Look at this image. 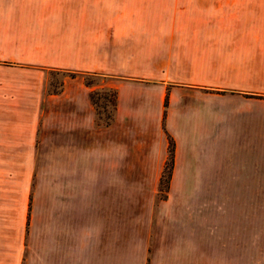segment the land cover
I'll return each mask as SVG.
<instances>
[{
    "label": "crops",
    "instance_id": "1",
    "mask_svg": "<svg viewBox=\"0 0 264 264\" xmlns=\"http://www.w3.org/2000/svg\"><path fill=\"white\" fill-rule=\"evenodd\" d=\"M0 264H264V0H0Z\"/></svg>",
    "mask_w": 264,
    "mask_h": 264
},
{
    "label": "trees",
    "instance_id": "2",
    "mask_svg": "<svg viewBox=\"0 0 264 264\" xmlns=\"http://www.w3.org/2000/svg\"><path fill=\"white\" fill-rule=\"evenodd\" d=\"M69 75L72 76V74H69ZM84 84L86 86H89V87L92 86L91 83L85 81V78H84ZM60 88H61V82L59 84V88L57 90H52L50 93H56V92L60 91ZM108 91L110 93L109 97L108 98L103 97L102 101L109 103V105L111 106V111L109 113H105L104 112L102 118L98 117L97 104H96V101L94 99V95L97 94V91L94 90V91H91L89 93L90 101H91L92 106L94 107V110H95L96 123L98 125L107 126L112 121L114 103H115V92L113 90H110V89H108ZM104 106H105V104H103V107ZM171 161H172V145L170 143L169 146H168V158H167V160H166V162L164 164V169H163V172H162V174L160 176L159 183H158V191L161 194V197H162V192H163V189H164V185L168 182V170L170 168Z\"/></svg>",
    "mask_w": 264,
    "mask_h": 264
},
{
    "label": "rangeland",
    "instance_id": "3",
    "mask_svg": "<svg viewBox=\"0 0 264 264\" xmlns=\"http://www.w3.org/2000/svg\"><path fill=\"white\" fill-rule=\"evenodd\" d=\"M188 1H193V0H187V2ZM66 75H69V74H66L63 72H49L46 75V92H51L52 90H57L59 88V84H60L62 78ZM84 78H85V81L91 83L92 86H90V87L101 84L100 78H98V77L89 75V76H84ZM84 78H83V81H84ZM94 90L97 91V94L94 95V99H95L96 104H97L98 117L102 118L104 112L109 113L111 111V106L109 105V103L102 101V98L103 97L108 98L110 93H109L107 88H97ZM94 90H92V91H94ZM103 104H105L104 107H103ZM157 198L158 199L162 198L160 193L157 195Z\"/></svg>",
    "mask_w": 264,
    "mask_h": 264
}]
</instances>
